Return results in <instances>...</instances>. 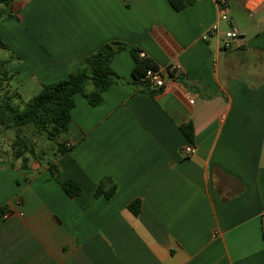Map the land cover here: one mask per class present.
Here are the masks:
<instances>
[{"label":"crops","instance_id":"obj_1","mask_svg":"<svg viewBox=\"0 0 264 264\" xmlns=\"http://www.w3.org/2000/svg\"><path fill=\"white\" fill-rule=\"evenodd\" d=\"M12 1L0 39L25 102L105 44L127 48L100 106L74 97L55 175L46 161L28 173L0 162V264H264V0H230V25L213 0L180 12L167 0ZM231 25L239 36L222 48ZM133 47L177 76L135 86ZM107 178L113 197H95Z\"/></svg>","mask_w":264,"mask_h":264},{"label":"trees","instance_id":"obj_2","mask_svg":"<svg viewBox=\"0 0 264 264\" xmlns=\"http://www.w3.org/2000/svg\"><path fill=\"white\" fill-rule=\"evenodd\" d=\"M199 0H167L169 5L177 12L183 11L194 5ZM129 7V5H127ZM12 0H0V26L2 22L14 18L12 11ZM112 44L118 45V51L112 48ZM127 46L123 43H108L102 46L96 53L86 57L66 78L45 83L42 90L27 102L22 100L17 87L10 91L5 87L14 81L15 74L9 71L12 59H0V133L2 130H15L16 139L12 145L14 159L21 163L23 173L30 171L32 161H46L53 175L57 173V166L54 161L69 151V147L60 139L68 132L71 122V113L75 107L74 97L83 96L92 107L100 106L104 101L105 92L113 85L122 82L121 77L111 67L113 58ZM0 50L10 51L8 45L0 39ZM142 51L133 47L130 54L135 62L132 77L135 86L146 85L145 76L149 70L156 71L158 67L155 62L145 55L140 57ZM149 90H152L149 87ZM20 103L22 105H20ZM31 131L33 137H43L53 142L56 147L50 159H44L46 153L41 157L29 147L27 139L20 133ZM186 138L193 142L194 128L191 124L181 127ZM14 163H11L14 166ZM110 187L105 191L106 184ZM62 189L70 198H75L80 189L72 180L61 183ZM117 186L112 179H105L98 184L95 197L104 195L111 199L116 192ZM141 209L139 201L130 206L134 215H138ZM8 211L5 206L0 210V218Z\"/></svg>","mask_w":264,"mask_h":264},{"label":"built area","instance_id":"obj_3","mask_svg":"<svg viewBox=\"0 0 264 264\" xmlns=\"http://www.w3.org/2000/svg\"><path fill=\"white\" fill-rule=\"evenodd\" d=\"M230 0H213L217 7L218 20L220 22H225L227 24H231L230 21ZM246 4L250 3L251 0H243ZM218 32V25L212 26L207 33L204 35V39L215 35ZM239 36V32L236 27H230L229 31L225 35V39L223 40L221 47L227 48L230 46L231 41L237 39ZM141 58H145V53H140ZM178 68L176 65H169L165 68H159L156 71L149 70L145 76V82L149 87L155 88H163L165 86L166 80L177 76ZM193 102V100L191 101ZM183 154L185 156H191L194 154V148L191 145L186 146L183 149ZM19 203V202H18ZM8 214H4L1 218L7 219Z\"/></svg>","mask_w":264,"mask_h":264},{"label":"rangeland","instance_id":"obj_4","mask_svg":"<svg viewBox=\"0 0 264 264\" xmlns=\"http://www.w3.org/2000/svg\"><path fill=\"white\" fill-rule=\"evenodd\" d=\"M3 23L5 22H2V24ZM0 59L1 60L2 59H12L10 64H17L20 62L18 57H16V55L12 51L0 50ZM17 77H18L17 74H15V81H12L9 85L5 84L4 88L9 89L10 91H14L15 86H17L16 85ZM1 93H2V90L0 89V94ZM31 94H33L31 90H24L22 100L25 102L27 98L32 96ZM20 105L22 104L20 103ZM16 133L17 132L15 130H11V129L2 130V132L0 133V162L5 161V160L11 163L16 162L14 159V153L12 150V145L16 139ZM20 135H23L25 139L29 141L28 142L29 147L32 148L40 157H41V153H46L45 156H43L45 160L48 158L50 159V157H52L53 149L56 147V145L53 142H49L43 137L34 138L31 131L25 130L24 132L20 133Z\"/></svg>","mask_w":264,"mask_h":264},{"label":"water","instance_id":"obj_5","mask_svg":"<svg viewBox=\"0 0 264 264\" xmlns=\"http://www.w3.org/2000/svg\"><path fill=\"white\" fill-rule=\"evenodd\" d=\"M112 48H113L115 51H118V45H116V44H112Z\"/></svg>","mask_w":264,"mask_h":264}]
</instances>
